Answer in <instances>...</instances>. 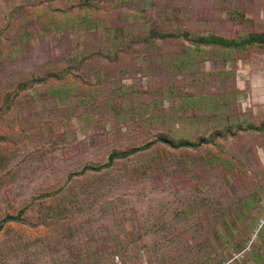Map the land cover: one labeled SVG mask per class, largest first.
I'll use <instances>...</instances> for the list:
<instances>
[{"label": "rangeland", "instance_id": "obj_1", "mask_svg": "<svg viewBox=\"0 0 264 264\" xmlns=\"http://www.w3.org/2000/svg\"><path fill=\"white\" fill-rule=\"evenodd\" d=\"M258 32L264 0H0V264H264V46L211 39ZM161 134L208 140L77 175Z\"/></svg>", "mask_w": 264, "mask_h": 264}, {"label": "trees", "instance_id": "obj_2", "mask_svg": "<svg viewBox=\"0 0 264 264\" xmlns=\"http://www.w3.org/2000/svg\"><path fill=\"white\" fill-rule=\"evenodd\" d=\"M212 42L215 43L216 45H219V46H233L234 47H240L241 45H244L246 42L250 43V44H254V43H257L259 45H262L264 46V32H258V33H252L250 36H248L244 41L242 42H239L237 40H228V39H224V38H215V37H212ZM244 43V44H243ZM221 133H214L210 138H213L214 136H218L220 135ZM208 139H204V138H197L196 140H186V139H172L171 137L165 135V134H161L158 136L157 138V141L155 142H151V143H148L146 145H144L143 147L141 148H138V147H135V148H132V149H129L127 151H124V152H112L108 155L107 157V162L100 165V166H97L96 168H91V167H86L85 169H82V171L80 173H78L77 175H80V174H84L86 172H88L89 170L90 171H99V170H103V169H106V168H109L112 166V163L114 160L116 159H119V158H124V157H127L128 155L130 154H133L135 152H140V151H143V150H146V149H149L150 147H152L154 144H163L165 146H168L170 148H175V149H179V148H192V149H195L197 148L199 145H202L204 143L207 142ZM72 177L71 174L68 175V178L70 179ZM56 192H53L52 194H54ZM52 194H45L43 195L44 196H49V195H52ZM24 209L20 210L18 212V214L14 217H11V216H6L4 217L1 221H0V229H2V225L3 223L5 222H8V221H11V222H19L20 221V218L21 216L23 215L24 213Z\"/></svg>", "mask_w": 264, "mask_h": 264}]
</instances>
